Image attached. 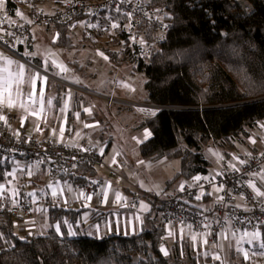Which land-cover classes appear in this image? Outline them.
Wrapping results in <instances>:
<instances>
[{
  "label": "trees",
  "instance_id": "16d2710c",
  "mask_svg": "<svg viewBox=\"0 0 264 264\" xmlns=\"http://www.w3.org/2000/svg\"><path fill=\"white\" fill-rule=\"evenodd\" d=\"M31 1L32 9L47 3L55 9L67 0ZM142 2L157 8L159 18L168 24L164 40L157 43L148 59L138 57L141 44L128 41L123 15L110 7L95 15L80 11L68 21L46 26L57 31L54 44L69 48L71 27L77 22L95 34L117 22L116 43L122 40L123 46L120 51L105 49L109 59L116 67L130 64L133 71L142 73L143 101L162 107L140 118L138 128L148 129L151 135L138 144L139 155L152 161L180 159L179 170L166 180L164 192L179 179L208 171L210 162L203 154L204 147L216 146L229 157L236 143L243 142L264 118V0ZM14 5L8 0L9 10ZM137 31L145 40H152L155 34L147 22ZM83 39L93 40L84 34ZM22 163L21 155L8 161L0 159V185L9 186L13 177L6 172L19 174ZM37 172L41 179L35 175L33 185L39 186L37 182L44 181L45 165L37 166ZM95 175L93 167L79 164L70 173L61 172L59 178L82 184ZM5 199L6 207L0 213V264H223V259L199 254L185 239L168 246L165 256L160 249L166 245L159 244L164 232L159 208L151 199L139 232L99 237L80 231L67 235L70 224L77 227L75 220L81 209L49 202V221L58 222L64 235L59 236L51 226L42 234L23 233L12 217L7 191ZM227 262L246 264L233 250Z\"/></svg>",
  "mask_w": 264,
  "mask_h": 264
},
{
  "label": "crops",
  "instance_id": "0c3cea01",
  "mask_svg": "<svg viewBox=\"0 0 264 264\" xmlns=\"http://www.w3.org/2000/svg\"><path fill=\"white\" fill-rule=\"evenodd\" d=\"M12 1L15 3V5L10 7L12 10H9L7 8L8 0H5V6L3 9H0V15L4 14L10 21L14 22H23L28 20L30 11L28 5L26 4V0ZM40 8L50 11L54 8V6L52 3H47L45 5H41ZM17 11L23 14V18L16 15ZM113 24L117 25V22L113 21L112 24H110V29L112 31H114V27H112ZM84 26L85 24L83 22H77L75 26L71 27L70 34L72 36V46L69 48H63L62 46L54 44L57 38V31L42 24L32 27V36L29 39H21L15 44H10L13 53H8L6 50L0 47V54L17 61L19 64L25 65L26 78L29 72L34 74L37 71H39L42 76L47 77L46 84L37 79L35 95L31 99H29L28 94L32 91V88L28 83H24L22 85V87H24L22 89V94L19 97H16L14 94L13 98L16 100L15 107L8 108L6 105L0 104V117H4V127L9 132L15 135L20 134L24 137L33 135L36 133L38 128H41L43 129V137L50 136L53 140L64 142L69 145H76L81 137L87 136L89 144L94 146L96 152L106 156L112 155L118 160L119 164L121 165V169L119 171L123 176V180L117 184L114 182L113 178L109 176L107 167L103 169L94 168L96 174L101 176L102 184L99 187L98 192L90 197L89 202H84L81 189L79 187L80 184H75L68 179L62 178L54 179L53 183H51L45 172L42 176L44 181L39 180L37 182L39 186H37L35 184L33 185V179L35 178V175L37 179H41L40 175H37V167H35L31 172L30 183L27 181L24 175L21 174V172L17 174L11 171L10 173H12V175L10 176L13 177V180L10 182V184H14L18 188V194L13 195L12 192V203L23 197L24 193L29 194V192H24V189L21 188L23 184L28 185L30 187V191L33 188L37 190L36 196L33 197L34 206L31 220L26 222L18 221L16 223L17 227L23 230V233H27L29 235L35 233H45L50 228V226L56 231L55 226L59 223H50L48 214L49 204L46 202V197L52 196L53 191L56 192L55 196L59 197L65 203L66 207L77 210L81 209L75 220L77 227L70 224L71 230L75 231L76 233L78 231L83 233L86 232L87 228L83 224L82 215L84 213L89 214V224L94 225L93 233L97 237L113 233L125 234V232H127L130 234L139 232L143 223L144 214L151 208L149 200L151 199L152 192L147 191L146 189L143 190L147 192L145 198L139 199V201L132 207L116 208L111 205V200L116 196L117 193H119L121 197L127 199L131 197L132 192L135 190L134 186H138V184L132 178L131 169L135 164L143 163L141 162L143 158L140 157L138 152V144L143 139L149 137L145 136L146 132L150 133L148 129L140 130L138 128L141 117L139 116L138 120L131 127L132 131H136L139 133V135L135 134L136 132H133V134L130 136V142L132 141L137 146L138 153L129 151V148H127V142H125L123 139H120L119 137L117 138L118 145L113 148L112 144L115 137L108 134L105 130H101L102 118L98 116L95 110L96 106H100L99 102H95V106L92 107L85 97L87 93L97 95L99 97L100 95L88 89L87 85L76 84L67 80V76H73L74 74L69 71L61 72L59 67L52 65V60H55L58 64H62L67 68L69 64H72L71 58L69 57V52L72 51L71 49L82 48L83 50L87 46L91 47L93 45H97L99 48L97 49L99 54L103 53V55L100 54V58L107 64L111 63L112 68L116 70L119 69L121 71L123 66H114L108 57L105 49L110 47L105 46L101 49V46L99 47V43L93 42L94 40L83 38L79 39L78 34L81 33V36H83ZM46 33L50 34V38H48ZM0 37L3 38L1 30ZM42 39L46 40L43 41V44L45 43L46 47L41 48L39 51L36 46V40ZM87 40L93 43H84ZM120 42L123 43V41ZM56 47L59 49H56ZM94 47L96 48V46ZM61 48L64 51H60ZM45 49L47 50L44 51ZM65 51L68 53V56L66 55ZM24 53H31L33 55H24ZM105 57H107V59H105ZM45 61H47L48 64L46 72L43 68ZM73 63H75V61ZM2 67H4V63L3 61H0V68ZM77 68H79V66H77ZM11 70L15 71L16 65H12ZM110 72H112V70H110ZM132 72L135 71L132 70ZM96 74L97 72L95 70L87 73V75L94 80ZM85 75L86 74L84 73L83 76ZM118 75L124 79L123 73L120 72ZM97 84L101 85V81H99ZM41 88H43L42 97L40 96ZM102 89L104 90V87ZM121 91L122 93L118 94V96L115 97L111 95V97L114 100L118 102H124L127 105H129V102H133L129 100L130 96L133 95L134 92V87L132 84L127 85V88ZM119 95H123V97ZM144 95L145 93L142 96V100ZM49 101H51V103H49ZM21 104H23V107H21ZM86 109L88 111H86ZM77 114L79 115L77 116ZM262 125H264V118L260 120L258 124L250 131V134L244 139L243 142H239L244 145L246 150L240 154L230 153L231 155L229 158L240 157L242 155L263 149L264 127H262ZM253 140H255V143L252 142ZM220 155L223 156L222 153ZM108 164L110 163L107 159L106 165L108 166ZM147 168L150 169L151 164ZM18 175L20 180H18ZM256 183L260 191L264 192V165L261 172L258 174ZM4 188L7 192L10 190L8 185H4ZM102 193L105 194V199L103 201L100 199ZM141 204L147 205L146 211L141 208ZM136 217H140V220H137ZM167 232V239L164 244L166 245V248H168V246H170L176 240L185 239L190 242V244L199 252V254H209L212 256L214 253L212 250H216L215 248L211 247L212 244L208 240V231H206L202 236L198 233H192L189 226H185V228L180 231L176 226L172 225L167 227ZM169 232H172L173 235H169ZM229 232H231L232 236H236L238 244H246L247 240L244 235H241L240 232H232L228 228L221 234L220 240L229 241ZM259 232L261 233V237L257 241H263L264 232L263 230ZM192 237H195V239ZM205 241H207V243H205ZM231 249L236 253L233 247Z\"/></svg>",
  "mask_w": 264,
  "mask_h": 264
},
{
  "label": "built area",
  "instance_id": "2783aa9c",
  "mask_svg": "<svg viewBox=\"0 0 264 264\" xmlns=\"http://www.w3.org/2000/svg\"><path fill=\"white\" fill-rule=\"evenodd\" d=\"M26 4L30 11L26 21L14 22L4 14L0 15V30L3 34L0 47L8 53H13L10 44L32 36L33 26L68 21L80 11L95 15L100 9L110 7L121 13L124 17L123 27L130 38L134 41L137 39L142 41L138 49V57L142 59H148L151 56L157 43L164 40L168 29V24L159 18L157 8L145 5L139 0H67L61 7L50 11L40 7L32 9L31 0H26ZM142 22H147L154 27L155 34L152 40H145L143 34L137 31ZM83 34L89 37L92 32L85 26ZM138 106L135 104L136 108ZM140 107V111L147 115H152L162 108L148 102L142 103ZM42 130L38 128L33 135L22 137L20 134L15 135L9 132L4 127L3 119H0V159L8 161L17 155L23 156L20 172L29 183L32 170L42 164L46 167V174L51 183L54 179H59L61 172L70 173L79 164L97 169L107 167L109 176L115 183L118 184L123 180L118 160L112 155L106 156L96 152L94 146L89 144L87 136L81 137L76 145H69L53 140L50 136L43 137ZM219 157L222 159H218V167L214 171L198 172L188 179H179L154 197L164 230L159 238V244H165L167 227L172 225L180 231L185 226H189L192 233L202 236L208 231V240L215 247L227 228L232 232H240L244 236L247 232L249 235L245 236L246 242L251 238L252 233L264 229V223H262L264 222V197H257L255 191L248 187L251 182L258 188L256 181L264 165V148L242 155L238 157L239 160L224 155ZM107 159L110 163L108 166ZM241 160L245 163L241 164L239 162ZM229 164L235 165L239 171H233ZM9 173L10 171H7L6 175ZM197 176L201 177L199 181L195 179ZM101 184L102 178L96 174L92 179L79 185L84 202H89V197L98 192ZM181 185H183V191L180 190ZM217 189L220 190L217 191ZM29 193L32 195L24 193L23 197L11 205L15 223L26 222L32 218L33 197L36 196L37 190L33 188ZM104 195V193L101 194V201L105 199ZM140 196V190L135 188L131 197L127 199L122 197L123 199L117 200L115 196L111 200V205L116 208L132 207L139 201ZM197 196L201 198L197 199ZM46 202L56 206L65 205L59 197L54 195L46 197ZM5 207L6 199L3 193L0 195V213ZM213 255V257L217 256L214 253Z\"/></svg>",
  "mask_w": 264,
  "mask_h": 264
},
{
  "label": "rangeland",
  "instance_id": "374dc122",
  "mask_svg": "<svg viewBox=\"0 0 264 264\" xmlns=\"http://www.w3.org/2000/svg\"><path fill=\"white\" fill-rule=\"evenodd\" d=\"M142 2V0H139ZM44 9V8H43ZM45 10V9H44ZM47 34V33H46ZM48 38H50V34L48 33ZM82 34H78L79 39L83 38L81 36ZM89 38H92L93 42H98L99 47L102 49L105 46L110 47L112 50L120 51L122 50L123 43L118 42L116 44V34L111 29L107 30H101L99 34H95L92 31V35L89 36ZM43 41H46L45 39L42 40H36V46L38 50L40 51L41 48H45V43L43 44ZM80 41V40H79ZM122 41V40H121ZM129 42H134L132 38L129 37ZM89 40H87L84 43H93ZM139 44L142 42L141 39H137ZM41 43V44H40ZM42 46V47H41ZM96 46V48L94 47ZM56 49H59L56 47ZM99 49L97 45L93 46H87L85 49L82 50V48L78 49H71L72 51L69 52V57L71 58L72 64H69L67 69L69 72L73 73L74 75L67 76V80L76 83V84H84L88 86V89L98 93L100 95H93V94H86V99L89 101V104L91 106H95V102H99L100 106H96L95 110L98 116L102 118L101 123V130H105L108 134L115 137L112 147L115 148L118 145L117 138L123 139L125 142H127L129 148V151H132L134 153L137 152V146L131 141L130 142V136L133 134L131 127L135 124V122L138 120L139 116L147 115L145 112L140 111L142 103H145V101L142 100V96L145 93L143 82L145 80L142 73L139 72H132V68L130 64L122 65L121 71L119 69L112 68L111 63H105L101 58L100 54L98 52ZM45 49L44 51H46ZM63 49L61 48L60 51ZM64 51V50H63ZM66 55L68 56V53L65 51ZM75 61V63H73ZM90 61V63H89ZM79 66V68H77ZM70 67V68H69ZM121 67V66H119ZM95 70L97 72L95 76V80L93 78H90L87 73L92 72ZM112 70V72H110ZM101 71V73H100ZM119 71V72H117ZM123 73L124 79L121 78L118 73ZM86 74L83 76V74ZM96 81H101V85H98ZM92 83V85H91ZM91 86H90V85ZM132 84L134 87L133 95L130 96L131 101L129 102V105L125 104L124 102H118L114 100L112 96H118V94H121L122 91L125 88H127V85ZM22 87V85H21ZM104 87V90L102 89ZM24 87H22L23 89ZM103 90V91H102ZM122 96L123 95H119ZM128 98V97H126ZM136 105H139L138 108L135 107ZM125 105V106H124ZM127 105V106H126ZM139 135V133H135ZM244 145L242 143H236L235 148L231 150L232 154H240L245 151ZM213 153L221 154V149L213 146V145H207L203 149V154L205 158L210 162L208 172L214 171V169L218 166V157L216 155H213ZM140 164H135L133 168L131 169L132 178L134 181L138 184V186H134L135 188H138L141 192V198H145V195L147 191H151V200H154L155 208H157L156 200L154 197H156V194H160L165 189V183L166 180L173 177V175L179 170L180 167V159L178 157H163L159 160H145L143 159ZM151 164V168L148 169L147 167ZM15 170V168H13ZM13 171V170H12ZM14 173V171H13ZM18 180H20V177L18 175ZM11 181V180H10ZM65 182V181H63ZM66 184V183H65ZM24 192H30V187L26 184H23ZM11 191H10V190ZM9 197L11 201L12 198V192L18 193V188L14 184H9ZM155 194V195H153ZM150 206L151 201L149 200ZM82 221L84 226L87 228L86 233L90 235H94L93 229L94 225L89 224V214H83L82 215ZM80 222V221H79ZM92 227H91V226ZM90 226V227H89ZM22 235V234H20ZM229 241L224 240H218V243L215 246L213 244L211 245L212 248H215L216 250H212L214 253H216L217 256H219L220 259H223V264H228L227 262V255H229V252L232 250L233 247L236 251V257L239 260L244 261L246 264H264V249L260 247V243L263 241H254L253 243L246 244H238L236 240V236H232L231 232L228 233ZM167 250V248L164 246ZM247 253V258H245L244 253ZM212 253V252H211ZM214 255L212 254V257Z\"/></svg>",
  "mask_w": 264,
  "mask_h": 264
},
{
  "label": "snow or ice",
  "instance_id": "6c2138e0",
  "mask_svg": "<svg viewBox=\"0 0 264 264\" xmlns=\"http://www.w3.org/2000/svg\"><path fill=\"white\" fill-rule=\"evenodd\" d=\"M5 6V0H0V9H3ZM119 11V9H117ZM17 16H21L23 18V14L19 11L16 12ZM129 16L131 14H128ZM29 23H31V21H29ZM112 27H119V25L113 24ZM11 35V33H9ZM0 39H2V37H0ZM101 55H103V53H100ZM24 55H33L31 53H24ZM105 59H107V57H105ZM0 61H3L4 63V67L0 68V104H4L6 105L8 108H13L16 106V100L13 98L14 94L16 97H19L22 94V88L21 85H23L24 83H28L30 85V87L32 88V91L28 94L29 95V99H31L34 95H35V90H36V81L37 79H39L40 81L44 82L45 84L47 83V77L46 76H42L40 74L39 71L35 72L34 74H32L31 72L28 73L27 78H26V67L24 64H19L17 61H14L8 57L3 56V54H0ZM12 65H16V70L13 71L11 70V66ZM52 65L55 67H59L61 72H67L68 69L66 67H64L62 64H58L55 60H52ZM47 61H45V64L43 65L44 71H47ZM40 96H43V88H41L40 90ZM49 103H51V101H49ZM21 107H23V104H21ZM42 110V109H41ZM86 111H88L86 109ZM36 114V113H33ZM79 114H77L78 116ZM0 119H4V117H0ZM262 127H264V125H262ZM151 135V133L146 132L145 136H149ZM140 142V141H138ZM253 143H255V140L252 141ZM213 155H216L218 157V159H222V157H219V154L217 153H213ZM233 159L235 160H239L238 157H233ZM241 164L245 163V161H239ZM229 167H231L233 169V171H239L238 168H236L235 165L233 164H229ZM9 175H12V173H9ZM218 175H220V173H218ZM195 179L197 181H199L201 179V177L197 176L195 177ZM204 179H209L208 177H204ZM214 179V177H213ZM248 187L252 188L257 197H264V192L260 191L259 188L256 187L255 184L249 182ZM181 191H183V185H181ZM220 189H217V191H219ZM5 192V188L4 185H0V195H2ZM18 193L13 192V195H16ZM29 195H32L31 193H29ZM53 195H56V192L53 191ZM83 195V194H82ZM117 196V200H121L123 199L119 193L116 194ZM197 199H200L201 197L197 196ZM90 199V197H89ZM222 199V198H221ZM141 208L144 209L145 211L147 210V205L141 204ZM137 220H140V217H136ZM142 223V221H141ZM264 223V222H262ZM56 232L59 236H63L64 233L61 232L60 230V225L57 224L56 226ZM134 231V229H133ZM182 231V230H181ZM128 233L125 232V235H127ZM67 235L69 236H75L77 235V233L75 231L71 230V226L69 225V231L67 233ZM169 235H173L172 232H169ZM249 234L246 232L245 236H248ZM261 237V233L259 231H256L254 233L251 234V238L248 240V243H253L254 241L259 240ZM193 239H195V237H192ZM226 238V237H225ZM205 243H207V241H205ZM260 247L262 249H264V242L260 243ZM160 251L167 256L168 252L165 248L161 247ZM245 258H247V253H244ZM215 259H219V256L214 257Z\"/></svg>",
  "mask_w": 264,
  "mask_h": 264
}]
</instances>
